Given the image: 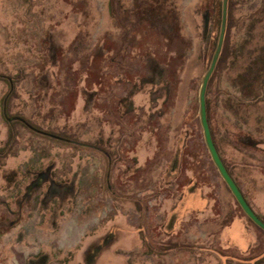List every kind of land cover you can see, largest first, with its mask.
I'll use <instances>...</instances> for the list:
<instances>
[{
	"label": "rangeland",
	"instance_id": "obj_1",
	"mask_svg": "<svg viewBox=\"0 0 264 264\" xmlns=\"http://www.w3.org/2000/svg\"><path fill=\"white\" fill-rule=\"evenodd\" d=\"M214 2L0 0V264H264L198 118ZM226 22L208 126L264 221V0Z\"/></svg>",
	"mask_w": 264,
	"mask_h": 264
},
{
	"label": "water",
	"instance_id": "obj_2",
	"mask_svg": "<svg viewBox=\"0 0 264 264\" xmlns=\"http://www.w3.org/2000/svg\"><path fill=\"white\" fill-rule=\"evenodd\" d=\"M226 16H227V0H221L219 32H218L216 46L213 51L209 66L201 79V84H200L199 91H198V118H199L201 130H202L203 141H204L205 147L207 149L209 157L214 167L216 168L219 176L223 180L224 184L228 188L235 202L237 203L239 208L242 210V212L245 214V216L255 226H257L259 229H261L264 232V222L252 211L250 206L247 204L239 188L237 187V185L235 184V182L229 175L224 164L222 163L216 151L214 143L212 141L207 118H206L205 92H206L208 80L215 68L217 59L219 57V54L222 48L223 37H224L225 27H226Z\"/></svg>",
	"mask_w": 264,
	"mask_h": 264
},
{
	"label": "trees",
	"instance_id": "obj_3",
	"mask_svg": "<svg viewBox=\"0 0 264 264\" xmlns=\"http://www.w3.org/2000/svg\"><path fill=\"white\" fill-rule=\"evenodd\" d=\"M214 4H215V7H216V12H215V23L218 25V23H219V18H220V10H221V4H220V0H215V2H214ZM226 28H227V22H226ZM226 33H227V29H226ZM226 33H225V35H224V41H225V37H226ZM206 118H207V122H208V125L210 126V123H209V120H208V116H207V105H206ZM210 133H211V130H210ZM211 137H212V133H211ZM212 141H213V143H214V140H213V138H212ZM214 145H215V143H214ZM215 148H216V146H215ZM216 150H217V148H216ZM218 152V151H217ZM224 164V163H223ZM225 166V165H224ZM226 168V167H225ZM227 170V169H226ZM264 222V221H263Z\"/></svg>",
	"mask_w": 264,
	"mask_h": 264
}]
</instances>
